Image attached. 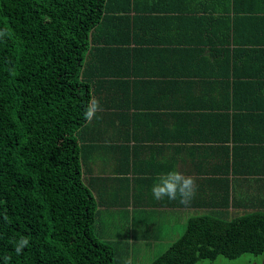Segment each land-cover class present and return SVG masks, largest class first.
Segmentation results:
<instances>
[{"label":"trees","instance_id":"obj_1","mask_svg":"<svg viewBox=\"0 0 264 264\" xmlns=\"http://www.w3.org/2000/svg\"><path fill=\"white\" fill-rule=\"evenodd\" d=\"M220 4L211 34L232 93L240 76L256 74L236 73L233 63L263 51L264 38L255 37L264 29V0ZM130 7L131 0H0V29L7 32L0 38V264H116L117 248L95 231L77 132L87 121L91 81L130 74L102 72L99 63L101 52L131 55ZM110 17L126 20L127 33L102 36ZM253 86L249 95L263 94L261 84ZM21 236L30 243L17 255L13 243ZM244 254L264 255V211L189 216L147 264Z\"/></svg>","mask_w":264,"mask_h":264},{"label":"crops","instance_id":"obj_2","mask_svg":"<svg viewBox=\"0 0 264 264\" xmlns=\"http://www.w3.org/2000/svg\"><path fill=\"white\" fill-rule=\"evenodd\" d=\"M220 6V0H131V55L101 52L102 72L130 74L91 81V100L101 107L77 132L98 231L99 216L115 215L114 224L135 232L132 241L165 247L177 237L172 224L182 227L189 216L264 211V48L234 61L236 73L257 75L240 76L246 82L229 93L211 34ZM104 24L107 38L128 31L126 20ZM262 30L255 38H264ZM254 83L263 94L249 95ZM173 167L198 185L188 204L152 196L154 179ZM122 237L107 238L127 244L128 235Z\"/></svg>","mask_w":264,"mask_h":264},{"label":"rangeland","instance_id":"obj_3","mask_svg":"<svg viewBox=\"0 0 264 264\" xmlns=\"http://www.w3.org/2000/svg\"><path fill=\"white\" fill-rule=\"evenodd\" d=\"M115 216V215H114ZM114 216H105L101 215L99 216V219L102 221L103 225L100 226V230L98 231V227L101 223H98L99 220H97V223H95V231L97 233V236L101 239H104L107 242L112 243L117 248V254H116V264H125V260H131V264H147L151 261V259L157 255L159 252H161L165 247H159V246H150L149 243L143 242L139 244V242L134 239H130V236H134L135 232L128 231L127 225H121L120 223L114 224L113 218ZM117 217V216H116ZM110 219H112V224H105ZM97 224V225H96ZM171 230L172 236L174 238L178 236L184 226H176L175 224H172ZM150 231V230H147ZM99 232V233H98ZM151 231L147 232V236L151 235ZM108 235H111L112 237H115L116 239H122V235H128L127 244L123 245V242L120 241H112L108 239ZM130 241V243H129ZM264 255H253V254H244L238 258H225L223 256H218L217 258L213 260L208 259H202L199 260L196 264H264Z\"/></svg>","mask_w":264,"mask_h":264},{"label":"clouds","instance_id":"obj_4","mask_svg":"<svg viewBox=\"0 0 264 264\" xmlns=\"http://www.w3.org/2000/svg\"><path fill=\"white\" fill-rule=\"evenodd\" d=\"M7 35L5 29H0V38ZM101 107L98 99H92L88 102L84 111L85 120L91 122ZM198 185L192 176L185 175L175 167L165 172H161L152 185L151 193L155 200H179L182 204H188L197 194ZM30 240L24 236L15 240L13 243L14 251L17 255L22 254L29 245ZM125 264H131V260L126 259Z\"/></svg>","mask_w":264,"mask_h":264}]
</instances>
